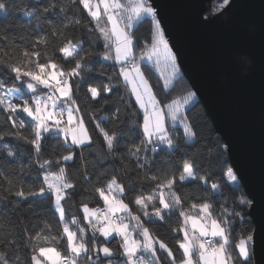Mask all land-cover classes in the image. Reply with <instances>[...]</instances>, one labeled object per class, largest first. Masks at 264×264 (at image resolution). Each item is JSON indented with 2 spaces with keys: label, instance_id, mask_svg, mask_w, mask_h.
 Segmentation results:
<instances>
[{
  "label": "snow or ice",
  "instance_id": "6c2138e0",
  "mask_svg": "<svg viewBox=\"0 0 264 264\" xmlns=\"http://www.w3.org/2000/svg\"><path fill=\"white\" fill-rule=\"evenodd\" d=\"M36 2L42 3V0ZM71 3L75 5L77 0H71ZM78 3L90 17L89 23L94 25L88 29L89 32L104 41L105 51L98 55L103 61L111 60L118 66L116 75L128 90L129 106H136L132 116H142V121L134 125L133 129H140L142 139L128 150V155L135 158L138 169L142 170L148 163V152L155 155L177 149L174 140L176 133L170 132L169 126L172 129L181 128L187 141H195L198 134L188 113L195 106L197 92L188 91L179 99L162 103L142 70V63L145 66L155 64L157 67L163 64L166 70H170L165 78V88L180 73L178 44L172 42L154 0H78ZM233 4L234 0H219L216 8L198 17V22L210 24L218 14L224 15L229 11ZM7 7V0H0V11L6 12ZM56 7L53 2L42 11L55 15ZM59 11L63 13L64 7L61 6ZM25 15L31 16L32 13L25 12ZM144 20L150 21L149 39L144 41L137 58L133 50L138 42L134 39L133 29ZM75 23L79 24L80 21L77 19ZM63 27L66 29L68 24ZM52 34L64 38L63 46L57 51L63 59L74 61L71 68L65 69L47 57L41 62V53L35 46L31 52L25 49L18 62L9 64L0 58V63H4L12 79L11 87H6L0 81V113H6L9 124L7 131L0 130V141H4L5 137H15L30 145L36 154L39 169L43 170L39 187L25 192L21 185L11 194L18 198L17 202L54 195V208L59 223L63 225L56 237L42 236L44 229L30 237L32 240L45 241L44 245H34L30 264H79L81 258L86 259L88 264H102L101 256L111 264L114 252L106 245L116 237L120 238V255L124 257L120 264H160L158 251L165 253L171 264H176V256L168 244L154 236L150 228L145 226L164 224L172 216H177L178 220L172 231L176 250L182 257L179 264H236L237 260L239 264H255L258 243H264V174L258 192L249 189L247 184L241 185L243 176L234 158L236 148L233 139L224 132L206 146V150L210 161L215 160L223 165L221 172L225 184L231 186L230 196H224L220 183L213 182L209 186L207 176L198 177L199 165L192 159H185L178 176L175 172L163 177L146 174L145 178L152 182V190L137 195L131 201L136 212L125 202V185L113 176L94 188L103 202L101 207L90 208L87 203H82V218L66 219L67 213L62 202L74 191L75 184L68 179L65 164L74 162L76 158L77 153L72 149H79L82 154L93 143L78 95L80 85L85 81V72H90L91 68L85 63L89 53L84 51L82 42L73 44L71 38L56 29H53ZM37 43L46 44L47 40L40 37ZM113 51L115 56L112 55ZM235 68L241 74L246 73L250 68V60L238 55ZM116 91L117 84L113 82L112 76H108V83L89 86L85 99L97 104H109ZM120 111L117 107L111 120L119 121ZM89 120L95 121L94 131L103 138L107 152L114 154L120 145L118 133L106 129L104 120H96L95 116H89ZM260 132L264 155V91L261 96ZM50 138L62 140L67 154L58 156L55 161L44 159L41 162L39 157L44 142ZM7 156L15 159L16 153L7 148ZM54 164L57 170L51 171ZM84 179L88 180L89 177L85 175ZM197 179L205 188L210 187L214 196L222 197L218 205L219 213L216 211L217 203L208 199H197L190 203L188 209L185 208L186 201L177 193L176 185ZM236 222L247 225L238 239L232 234V225ZM70 224L76 225V230ZM45 227L50 231V226ZM100 238H103L102 245L97 243ZM52 240L56 244L63 241L65 249L61 251L54 245L48 246ZM89 240L93 241L91 249ZM0 264H9L6 252L0 251Z\"/></svg>",
  "mask_w": 264,
  "mask_h": 264
},
{
  "label": "trees",
  "instance_id": "16d2710c",
  "mask_svg": "<svg viewBox=\"0 0 264 264\" xmlns=\"http://www.w3.org/2000/svg\"><path fill=\"white\" fill-rule=\"evenodd\" d=\"M53 2L57 5L55 15L44 13L42 9ZM7 4V11H0V58L4 62L9 64L18 62L22 59V52L25 49L31 52L35 46L36 50L41 53V62L47 57L65 69L71 68L74 61L69 62L63 59L62 54L57 51L63 46L64 38L58 35L54 36L53 29L63 31L67 37L72 39L73 44L82 42L84 51L89 53L85 63L91 68V71L85 72V81L81 83L78 95L93 143L91 148H85L82 154L79 149H72L77 153L76 158L74 162L65 164L68 179L75 184L74 191L62 202L68 221H71L73 217L82 218V203H87L90 208L102 206L103 202L99 200L94 188L106 183L113 176L125 185V202L129 203L133 212H136V207L131 201L137 195L147 194L152 190V182L145 178L146 174L163 177L175 172L178 176L185 159H192L199 165L200 171L197 176H207L209 186L213 182H218L221 184L224 196L231 195V186L225 184L222 176L223 165L218 161L209 160L206 146L211 145L219 137V134L198 97H196L195 106L188 113L195 124L197 139L189 142L184 138L181 128L172 129L169 126V131L176 133L174 140L177 149L170 153L161 151L155 155L148 152V163L142 170L138 169L135 158L128 155V150L133 145L139 144L142 139L140 129L136 127L133 130L134 125L142 121V116L138 115L135 118L132 116L136 106L134 104L129 106L128 90L121 78L116 75L118 66L114 65L111 60L103 61L98 55L105 51L104 41L98 40L96 34L89 32L88 29L94 25L89 23L90 17L83 10V6L78 3V0L75 5L71 3V0H42V3H37L36 0H7ZM61 6L65 9L63 13L59 11ZM25 12H30L32 15L27 16ZM77 19L80 21L79 24L75 23ZM65 24H68L66 29L63 27ZM133 31L134 39L138 43L144 44V41L149 39L150 21L140 22ZM40 37H44L47 43H37ZM136 50H138V44ZM142 68L153 86L157 98L162 103L166 104L172 99L181 98L188 91H193L182 72L168 88H165L164 79L158 74L154 65L145 66L142 63ZM108 76H112L113 82L118 86V91L112 96L110 103L97 104L94 101L86 100L87 88L108 83ZM0 81H3L6 87L12 85L11 76L4 63H0ZM117 107L121 110L120 119L113 121L111 116ZM89 116H95L96 120H104L107 117L103 126L118 133L120 145L114 154L107 152L103 138L94 131L95 121L89 120ZM25 124L28 128L27 120ZM8 128L6 113H0V130L7 131ZM121 133L122 135H120ZM24 134L28 135V132L24 131ZM0 145H6V147L0 146V251L7 253L9 264H30L34 245L45 244L43 239L36 241L30 237L35 236L41 229H44L42 236L46 234L56 237L62 231L63 225L59 223L58 213L54 208V195L50 198L39 197L35 200H19L17 202L18 198L11 194L21 185L27 192L30 188L39 187L42 183L43 170L39 169L32 147L15 137H5L4 141H0ZM7 148H11L16 153L15 159L7 156ZM67 151L63 147L62 140L50 138L44 142L39 160L41 162L44 159L55 161L58 156L67 154ZM56 170L54 164L51 171ZM85 175L89 177L88 180L84 179ZM129 185L132 187L129 188ZM176 191L186 201V209L191 202L197 199H208L214 200L217 203V213L220 211L218 205L222 197L214 196L210 187L205 188L199 179L184 184L177 183ZM177 223V216H172L164 224L155 223L145 226L150 228L154 236L168 244L176 256V264H179L182 257L176 250L175 234L172 231ZM46 225L50 226V231L45 227ZM246 227L247 225H242L239 222L234 223L232 225L233 237L238 239ZM89 235L91 234L89 233ZM92 243L93 241L89 240L90 249ZM97 243L102 245L103 238H100ZM53 245L58 250L65 249L63 241L59 244H56L55 240L48 243V246ZM107 246L115 254L111 264H120L124 260V257L120 255V238L116 237ZM157 255L160 258V264H171L165 253L158 251ZM101 261L102 264H109V261L102 256ZM79 263L85 264L88 261L81 258ZM236 264H239V260L236 261Z\"/></svg>",
  "mask_w": 264,
  "mask_h": 264
},
{
  "label": "water",
  "instance_id": "95a60500",
  "mask_svg": "<svg viewBox=\"0 0 264 264\" xmlns=\"http://www.w3.org/2000/svg\"><path fill=\"white\" fill-rule=\"evenodd\" d=\"M154 3L172 42L178 44L182 74L197 92L218 134L224 132L233 139L234 158L243 176L241 185L247 184L258 192L264 174L260 132L264 0H234L229 11L218 14L207 25L200 24L198 17L216 8L219 0H154ZM238 55L250 60L246 73L241 74L235 68ZM255 264H264V243H258Z\"/></svg>",
  "mask_w": 264,
  "mask_h": 264
},
{
  "label": "rangeland",
  "instance_id": "374dc122",
  "mask_svg": "<svg viewBox=\"0 0 264 264\" xmlns=\"http://www.w3.org/2000/svg\"><path fill=\"white\" fill-rule=\"evenodd\" d=\"M142 46H143L142 43H138V50H136V48L133 50V51H134V54L137 56V58H139V56H140V53H141V50H142ZM112 55L115 56L114 51H113ZM152 65H154L156 71H157L158 74L164 79V82H165V78L169 75V71H170V70H166L163 64H161L159 67H157L155 64H152ZM142 70H143V68H142ZM143 71H144V70H143ZM180 72H181V71H180ZM186 93H187V92H186ZM186 93H184V94H186ZM157 99H158V98H157ZM176 99H179V98H176ZM54 199H55V197H54ZM70 227H71L73 230H75V227H76V226L73 227V226L70 225ZM194 259H195V257H194ZM79 264H80V263H79ZM85 264H88V263H85Z\"/></svg>",
  "mask_w": 264,
  "mask_h": 264
},
{
  "label": "built area",
  "instance_id": "2783aa9c",
  "mask_svg": "<svg viewBox=\"0 0 264 264\" xmlns=\"http://www.w3.org/2000/svg\"><path fill=\"white\" fill-rule=\"evenodd\" d=\"M101 207V206H100Z\"/></svg>",
  "mask_w": 264,
  "mask_h": 264
}]
</instances>
